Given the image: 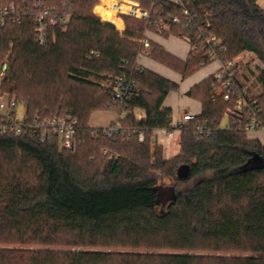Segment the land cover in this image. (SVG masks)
<instances>
[{"label": "trees", "instance_id": "1", "mask_svg": "<svg viewBox=\"0 0 264 264\" xmlns=\"http://www.w3.org/2000/svg\"><path fill=\"white\" fill-rule=\"evenodd\" d=\"M163 1L150 23L126 16L125 38L94 14L99 0H76L69 29L43 47L33 19L0 27L1 93L23 105L28 120L38 113L79 121L72 151L33 135L0 136V264H264V166L250 163L264 159V145L234 123L216 124L235 100L216 95L214 73L188 91L202 111L179 132L180 152L166 160L154 134L177 130L164 101L180 85L138 64L145 53L187 79L213 62L211 37L225 48L214 49L217 60L251 53L264 65V10L258 0ZM109 3L96 13L122 30L104 8ZM147 32L188 40V59L131 40ZM255 72L261 95L238 73L236 81L257 102L264 128V69ZM124 75L135 87L120 104L111 86ZM109 110L121 114L112 138L90 126L94 112ZM204 123L209 136L198 132ZM183 166L189 173L180 179ZM164 177L175 180L166 207Z\"/></svg>", "mask_w": 264, "mask_h": 264}, {"label": "built area", "instance_id": "2", "mask_svg": "<svg viewBox=\"0 0 264 264\" xmlns=\"http://www.w3.org/2000/svg\"><path fill=\"white\" fill-rule=\"evenodd\" d=\"M109 4H105L106 10L115 12L116 18L123 22V29L120 30L118 25L110 20L105 21L102 15L96 13V8L103 4V0L94 8V14L100 18L102 23H109L116 27L120 37L125 38L126 28L124 27L126 16L139 20L151 22L152 12L160 6L163 7V0H147L150 7H144L137 0H109ZM175 4H181V0H173ZM76 0H0V27L7 24H22L25 19H33L35 21V36L40 46H46L48 41H56L57 32H66L73 18L74 5ZM186 15L190 13L185 11ZM209 17V15L207 16ZM178 22V19H174ZM207 28L211 27L208 18L205 21ZM161 29H169V25L161 24ZM132 41H141L140 44L146 48L149 47V40L145 37L140 39H131ZM208 47V55L211 61H217L220 64L219 70L215 73L216 78V95L222 96L226 102L235 100L233 109H229L225 116L229 119L227 127L233 125L240 126L248 136L254 133H263L264 128L261 127L259 120L260 109L256 106V101L249 99V91L247 86L241 87L236 81L237 73L240 74L241 58L252 55L251 53L241 54L228 62H221L216 59L214 49L224 50L222 42L215 38H206ZM134 83L125 75L118 78L111 86L114 98L121 104L129 100L133 95ZM23 106L18 101L10 98L7 94L1 93L0 80V136L13 134L16 137L33 135L42 143L57 140L66 150H75L78 142V126L79 121L72 115H63L57 117H48L40 119L37 113L32 120H28L25 110L21 112L19 108ZM196 114L185 113L182 119L174 124L176 131H165L169 139H173L176 133H179L183 126L188 122L196 119ZM224 116V117H225ZM245 120L247 122L244 124ZM221 122L216 124L220 125ZM120 128L119 119L111 126L103 128L104 135L112 138ZM212 128L207 123L198 126V132L202 136L212 134ZM140 141H144V134L139 135Z\"/></svg>", "mask_w": 264, "mask_h": 264}, {"label": "crops", "instance_id": "3", "mask_svg": "<svg viewBox=\"0 0 264 264\" xmlns=\"http://www.w3.org/2000/svg\"><path fill=\"white\" fill-rule=\"evenodd\" d=\"M258 5L260 6V8H262L264 10V0H258ZM124 27L126 28L125 23H124ZM157 35H159V34L152 33V32H147L145 38L147 40H149L148 42L152 41V42H155L158 45L162 46L167 52H169L170 54L176 56L177 58H179L181 60H187L188 59V57L190 55V52H191V49H192L190 43L187 45L184 41H181V38H178V37H175V36H170V37H167V38L165 37L166 40H167L166 41L163 38L159 39L157 37ZM137 42L140 43L141 41H137ZM214 62H216L217 64L210 65L204 71H203V69H202V71L200 70L201 72L198 71V72H200L199 75H197L198 72L195 73L196 74L195 79L194 80L192 79L190 81V83H188V85L184 88V90L182 92H187L188 93V91L192 87H194L195 85L199 84L200 82L204 81L205 79H207L208 77H210L211 75L216 73L219 70V68H220V64L217 61H214ZM214 62H212V63H214ZM138 64L140 66H142L143 68H146V69H148V70H150V71H152V72H154V73H156V74H158V75H160L162 77H165V78H167V79H169V80H171L173 82L178 83L176 78L172 75V71L173 70H171L170 68L166 67L165 65H163L161 63L156 62L148 54L142 53L139 56V58H138ZM173 72H175V71H173ZM195 74H194V76H195ZM241 75L243 76V82H245V80H248V77L245 76V74H241ZM251 75H252V73H251ZM177 92H179V91H177ZM172 93H174V92H171L167 96V98L165 99L164 107L170 108L172 110V112H173V108H172L173 104L169 103V101H168L169 98L171 97ZM187 107L189 109L188 110L189 112H186V113H193V114L198 115L202 111L201 102L196 100V99H194V98H191V101L187 102ZM99 112H102V111H99ZM99 112H94L93 115L96 114V113H99ZM118 119H119L118 116L112 117L110 119L109 124H107V126H102V127L103 128L109 127V126L113 125ZM173 123L176 124V122H173ZM90 126H91V124H90ZM91 127H93V126H91ZM93 128H100V127H93ZM179 136H180V134L176 133L173 139H169L166 136V133H165L164 130L155 131L154 138L160 145L163 146L164 158L166 160H170L171 158H173L174 156H176L180 152V145L177 144V142H176V140H178ZM262 136H264L263 133H254V134H251L249 136V138L258 139L264 145L263 141L261 140Z\"/></svg>", "mask_w": 264, "mask_h": 264}, {"label": "rangeland", "instance_id": "4", "mask_svg": "<svg viewBox=\"0 0 264 264\" xmlns=\"http://www.w3.org/2000/svg\"><path fill=\"white\" fill-rule=\"evenodd\" d=\"M157 37L159 39L163 38L166 40V38L161 36V35H157ZM181 41H184L187 45L189 44L188 40H185V39L182 40L181 39ZM245 54H247V53H245ZM241 61H242L240 64V67H241L240 72L241 73L239 74L238 77L240 78L241 81H243V76L241 74H245V76L248 77V80H245L244 83H246V85L248 87L252 88V90H254V92H256L257 95H261L263 93V89L258 84V82L256 81L255 76H252L250 72L252 71V68H254V70L256 71L255 75H258L259 71H262L264 69V65L261 62H259L253 54L252 55L247 54V56H244L241 58ZM212 64L214 65L217 63L214 62V63L209 64L208 66L202 68L203 71L206 70L207 67H209ZM202 69H201V71H202ZM200 72H198L197 75H199ZM172 75L176 78L178 84H180L179 92L172 93L171 97L168 100L169 103L173 104V107H172L173 108V122L177 123L182 119L183 115L186 112H189L188 111L189 109L187 107V102L191 101V98L187 95V92H182V91L188 85V83H190V81L192 79L193 80L195 79L196 74H195V76L192 75V76L188 77L187 79H183L181 74H178V73L173 72V71H172ZM19 110H21V112H23L25 109L23 106H21L19 108ZM139 114L142 115L143 112L139 111ZM115 116L120 117L121 114L119 115V113H117L116 111H112V110L99 112V113H96L92 116L90 124L93 127H100L101 128L102 126H107V124H109V122H110V119L112 117H115ZM122 117H123V114H122ZM228 124H229V119H228V117L225 116L221 120L220 127L222 129H225L228 126ZM261 140L264 143V136L261 137ZM176 142H177V144L180 145V136H179L178 140H176ZM173 185H175L174 179L164 177V178L160 179V181H159V186H160V189L162 191V203H163L164 207H166V205L171 201Z\"/></svg>", "mask_w": 264, "mask_h": 264}, {"label": "water", "instance_id": "5", "mask_svg": "<svg viewBox=\"0 0 264 264\" xmlns=\"http://www.w3.org/2000/svg\"><path fill=\"white\" fill-rule=\"evenodd\" d=\"M7 69L5 65L4 70ZM253 166L263 167L264 166V159L259 156H254L253 159L250 161ZM189 168L187 166H183L178 170V177L180 179H184L188 176Z\"/></svg>", "mask_w": 264, "mask_h": 264}]
</instances>
